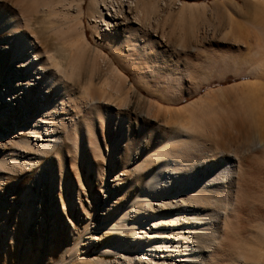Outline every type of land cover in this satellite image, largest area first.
Instances as JSON below:
<instances>
[{
  "label": "rangeland",
  "instance_id": "rangeland-1",
  "mask_svg": "<svg viewBox=\"0 0 264 264\" xmlns=\"http://www.w3.org/2000/svg\"><path fill=\"white\" fill-rule=\"evenodd\" d=\"M100 1L0 0V264H212L232 223L260 236L239 190L264 199V146L236 145L257 99L241 93L264 90V10ZM160 151L171 170L150 183Z\"/></svg>",
  "mask_w": 264,
  "mask_h": 264
},
{
  "label": "bare ground",
  "instance_id": "bare-ground-1",
  "mask_svg": "<svg viewBox=\"0 0 264 264\" xmlns=\"http://www.w3.org/2000/svg\"><path fill=\"white\" fill-rule=\"evenodd\" d=\"M94 1H95L94 2V4H95L96 1H98V0H94ZM101 1L103 3H105V5L108 2V4L111 5V6H112L113 1H115V2L119 1L120 4L123 2V0H101ZM92 2H93V0H92ZM132 3L134 4L133 7H134L135 11L139 12V14L143 15L144 17H148L151 13H156L158 11L157 10V8H158L157 5L158 4L144 2V0H140V2H137V0H131L130 4L132 5ZM263 4L264 3L259 2V0H254L253 9L257 13H258V11L261 12V10H264V5ZM186 7L188 8V6L186 4H182L181 8H180V11L184 10V8H186ZM120 10H121L120 7L117 6V8L115 9V12L117 13ZM89 13L91 14V16L93 17V19L95 21V26L100 29V27L102 26V22L105 23L106 19L103 18L100 15H97L95 10H94V8H91ZM80 55H79V57H80ZM76 58L77 57H75V61H77ZM250 59H253V58H250ZM254 59H255V64L257 65V68H258V75H257L256 78H261V76L264 75V49L263 50H258V52L254 56ZM190 69H191V67H190ZM194 70H195V68H194ZM194 70L192 69V71H194ZM188 72H191V71H188ZM192 73H194V72H192ZM250 84L252 85V89H247V91H245L244 93H241V96H240V97L248 96L249 94H251L253 92V90H255V89L257 90L256 104L255 105H251L250 111H249V112L252 113V115L249 114L250 118L248 119L249 121H247V123L243 122V121L241 122V128L239 129V132H241V133H243L245 135L243 137L244 140H242L241 142L239 141V144H237L236 147L237 148L241 147V151L243 153H244V151L245 152H251V153H252V151L253 152L257 151L258 149H256V147H255L256 144H260V145L262 144L264 146V90L260 86V83L258 82V80H256L255 82H249L248 85H250ZM207 94L206 95L204 94L205 96L203 98H200V99L207 98ZM208 96L210 97V95H208ZM228 116H230V115L228 114ZM191 118L192 117H190V119ZM170 119H171V117H170ZM204 120H205V117H204ZM206 121H209V120H206ZM189 124H190V122H189ZM196 128H197V126H196ZM180 131H182V130H180ZM180 131L178 129V133L176 134L177 136H175L176 137V141H178V140L179 141H184L185 140V142H186V140L187 141H192V140H190L191 137H190V135L188 133L180 132ZM198 132H199V130H198ZM204 134H205V132H204ZM241 136L242 135H240L239 137L235 136V138H233L231 141L236 143V142H238V140H240V138H242ZM227 142L229 143L230 140L227 141ZM229 144L228 145L225 144L224 141L222 140L221 142L216 144L215 149L220 151V152H222V153H228L230 150H232V146H231V144L230 145ZM167 145H168V143H167ZM243 147H245V148L243 149ZM169 148L170 147H168V146H163L162 147V149H164V150H167ZM169 150H170V152H173V149H169ZM233 150H235V149H233ZM258 152H260L259 154L257 153L258 155H256V154L252 155V159L254 158V161H255V163H257V165L262 166V165H264V148H263V151H258ZM163 153H165V152L160 151V152L157 153L162 158V163H161V165H159L158 169L155 170V172L153 173V175L151 177L152 179H150V181H152V182H150V183H156L158 180H161L163 178L161 176V174H163L166 170H168V171L171 170V168H170V159L169 158L168 159L165 158ZM186 163L182 159V162H180L181 167L185 166ZM189 165L193 166L194 164H189ZM198 168H199V166H198ZM177 169H179V168H177ZM239 169H241V170L244 169L243 172H245V168L243 167V164H242V168H239ZM185 172H192V171H189V170L186 169ZM185 172H184V174L181 175V178L183 180L186 179L187 175H188ZM148 182H149V180H148ZM238 188H239V186H238ZM239 191H241L240 192L241 195H239V196L241 198H243L242 200H245V199L249 200L248 201L249 208L253 209V210L250 211V215L248 217H246V219L248 220V222L250 221V224H252V226L254 228H257V230L259 231V234H260L261 237L260 236L259 237L256 236L257 239L255 241L244 240L242 232H239L238 231L239 228H237V226H235L236 224L232 223L231 224L232 227H230V228H232V230L230 228H228L229 231L230 230L232 231V236L228 237V246L226 247V249L225 248L223 249V253H221L220 256H218L215 253L211 255L210 259L212 261V264H236L237 261L240 260V259H244L245 261L249 262V264H264V226H263V224H264V216L261 218V215H262V213H264V210L262 209L263 210L262 211L261 209H258V208L254 209L253 208L254 207L253 206L254 203H259V204H261V206H264V199L257 198V196L255 194H252L251 192L247 191L244 188L239 190ZM189 196H191V194ZM190 199H191V197H190ZM214 204H217V203H214ZM251 205H252V207H251ZM209 208L211 209L210 205H209ZM179 211H180L179 213L182 212V210H179ZM227 225H228V223H227ZM228 226H230V224ZM250 234H252V233H250ZM255 235H257V234H255ZM156 244H157V247H161V248L163 247V245H161V243H156ZM184 246L187 247V245H184ZM173 248H175V249L177 248L176 244H173ZM185 251H186V249H185Z\"/></svg>",
  "mask_w": 264,
  "mask_h": 264
},
{
  "label": "snow or ice",
  "instance_id": "snow-or-ice-1",
  "mask_svg": "<svg viewBox=\"0 0 264 264\" xmlns=\"http://www.w3.org/2000/svg\"><path fill=\"white\" fill-rule=\"evenodd\" d=\"M49 2H51V0H49ZM61 3H67V0H60ZM81 2H83V0H81ZM129 2H131V0H129ZM137 2H140V0H137ZM144 2H151V3H164L165 0H144ZM168 3H175V4H180L181 0H167ZM259 2L264 3V0H259ZM70 7L72 5H69ZM134 6V5H133ZM229 35L228 32L224 33V37H222L221 39L226 38Z\"/></svg>",
  "mask_w": 264,
  "mask_h": 264
}]
</instances>
